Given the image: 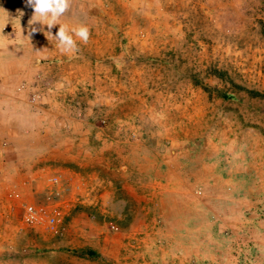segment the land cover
<instances>
[{
	"label": "rangeland",
	"instance_id": "obj_1",
	"mask_svg": "<svg viewBox=\"0 0 264 264\" xmlns=\"http://www.w3.org/2000/svg\"><path fill=\"white\" fill-rule=\"evenodd\" d=\"M6 1L0 264H264V0H72L66 54Z\"/></svg>",
	"mask_w": 264,
	"mask_h": 264
},
{
	"label": "clouds",
	"instance_id": "obj_2",
	"mask_svg": "<svg viewBox=\"0 0 264 264\" xmlns=\"http://www.w3.org/2000/svg\"><path fill=\"white\" fill-rule=\"evenodd\" d=\"M27 6L33 9V15L29 20V24L40 23L47 26V39L56 41V48L62 54L75 53L79 51L77 39L87 44L90 38V29L83 23L69 25L61 21V17L69 11L72 0H26ZM9 16V13H8ZM8 16L0 17V33L3 32L5 25L9 23ZM59 25L58 30L53 34L52 29ZM32 28V31H36ZM42 30V29H41ZM44 33V34H45ZM13 41H5L0 39V49L8 48ZM32 211L31 208L28 209Z\"/></svg>",
	"mask_w": 264,
	"mask_h": 264
},
{
	"label": "crops",
	"instance_id": "obj_3",
	"mask_svg": "<svg viewBox=\"0 0 264 264\" xmlns=\"http://www.w3.org/2000/svg\"><path fill=\"white\" fill-rule=\"evenodd\" d=\"M20 2L21 1H19V0H8L7 4L6 5H2V6H5V7L6 6L7 7L12 6V8L17 6V8H19V3ZM22 6H25L26 7L25 9L33 10L30 6H27L26 2L24 4H22ZM41 38L42 39L41 40H37V42H40L41 45H42L47 40L43 36ZM43 38H45V39H43ZM65 117H66L65 115L64 116H57V117H55V120H51L49 115H41V114L31 115V116H29V126H27V125H24V126L19 125V126L15 127L16 128V134H17L16 137L18 138L20 136V134L22 133V134L25 135L24 139L25 140H29V138L36 139L38 137L39 138L42 137V135H44V134H47L46 138L48 139V141H50V142L55 141L54 138L57 137V135H59L60 133L61 134L73 133L72 130H68V129L65 130L66 126H71L70 124L65 125V123L72 122L71 119L65 118ZM70 118H72V117H70ZM50 121L53 122L52 126L45 124V122H50ZM63 125H65L64 130L61 129V127H63ZM13 144H14L13 142L12 143L4 142V145H0V161H1V158L3 157L2 156L3 152L4 153L8 152V151L6 152L7 149L10 150V152H8L10 154L11 153H13V154L21 153V151H19V149H21V148L16 149V147H14ZM49 147H51L50 144H47L46 146H43V147H41V145H39V147L38 146L36 147V144H35V146L32 149H29V147H28V149H23V151L25 150V152L27 154H30V153H32V154H38V153L41 154V153L47 152V148L49 149ZM51 149H52L51 152L54 153L56 150H58V147L57 146L51 147ZM30 174H31L30 176L37 175V169L36 170L34 169Z\"/></svg>",
	"mask_w": 264,
	"mask_h": 264
},
{
	"label": "built area",
	"instance_id": "obj_4",
	"mask_svg": "<svg viewBox=\"0 0 264 264\" xmlns=\"http://www.w3.org/2000/svg\"><path fill=\"white\" fill-rule=\"evenodd\" d=\"M55 182V180H53ZM31 208L32 211L29 212L28 209ZM23 216H24V219L27 221V222H33V221H36L39 217V213L38 211L36 210V208H34L32 205L30 204H27L25 207H24V213H23ZM55 217L54 216H50V217H47L46 218V221L47 223L52 227V230L54 232L58 231V225L55 223Z\"/></svg>",
	"mask_w": 264,
	"mask_h": 264
},
{
	"label": "trees",
	"instance_id": "obj_5",
	"mask_svg": "<svg viewBox=\"0 0 264 264\" xmlns=\"http://www.w3.org/2000/svg\"><path fill=\"white\" fill-rule=\"evenodd\" d=\"M83 252H85L88 255H94V251L92 249H90V248L84 249Z\"/></svg>",
	"mask_w": 264,
	"mask_h": 264
}]
</instances>
